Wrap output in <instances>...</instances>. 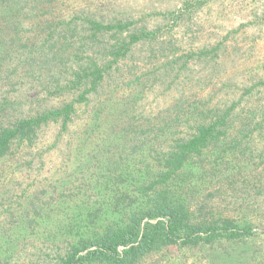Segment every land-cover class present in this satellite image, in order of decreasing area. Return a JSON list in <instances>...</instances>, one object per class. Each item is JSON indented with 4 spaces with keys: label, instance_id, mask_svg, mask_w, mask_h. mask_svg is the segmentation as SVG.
Here are the masks:
<instances>
[{
    "label": "trees",
    "instance_id": "1",
    "mask_svg": "<svg viewBox=\"0 0 264 264\" xmlns=\"http://www.w3.org/2000/svg\"><path fill=\"white\" fill-rule=\"evenodd\" d=\"M54 1L0 0V84L28 66L37 68L31 82L47 77L46 92L72 96L60 107L31 116H20L18 100L0 96V163L13 161L21 148L31 149L48 125L58 124L62 136L77 108L100 97L104 84L122 66L159 64L154 70L165 74L169 69L179 76L195 62L215 70L224 50L221 41L183 53L173 30L184 22L192 7L188 2L182 9L156 13L166 24L148 28L135 20H101L84 10L58 15ZM137 48L146 51L142 61L135 60ZM130 74L132 80L125 86H147V73ZM225 88L226 84L213 87L211 94L195 99L180 95L170 109L143 123L111 125L106 133L112 137L101 138L103 144L81 165L90 177L76 187L77 201L71 189L64 188L54 199L45 200L41 191L24 199L19 208L5 209L10 220L0 223V264L19 262L20 251L10 244L15 237L24 241L49 235L41 247L32 246L34 259L28 264H142L171 248L249 240L254 235L252 220L218 212L208 194L215 187L217 192L225 185L233 187L240 177L249 187L245 175L252 172V138L264 109L258 115L239 108L255 88L264 89V78L245 87L229 105L213 103V96ZM109 99L99 101L90 117L93 124L83 131L87 139L80 141V150L90 139L102 137L99 122H109ZM2 163L0 178L10 174L2 171ZM262 165L258 176L264 175V160ZM251 187L257 191L260 185ZM246 194L241 207L244 201L253 202V192L247 189ZM5 200L13 201L7 194ZM60 208L67 210L64 215H59ZM47 219H57L58 225L52 234L45 229L47 235H41L36 227Z\"/></svg>",
    "mask_w": 264,
    "mask_h": 264
},
{
    "label": "rangeland",
    "instance_id": "2",
    "mask_svg": "<svg viewBox=\"0 0 264 264\" xmlns=\"http://www.w3.org/2000/svg\"><path fill=\"white\" fill-rule=\"evenodd\" d=\"M186 2L191 3L192 7L184 22L174 28L173 37L182 46L183 53L222 41L224 50L215 70L204 66L202 62H195L183 74L175 76L169 69L165 74L158 69L154 70L159 64L151 68L148 63L138 62L143 65L136 69L122 66L120 72L104 84L100 97L93 99L88 107L77 108L74 120L62 136L58 135V124L48 125L41 129L38 140L31 149L21 148L13 161L1 162L2 171L6 175L10 174L0 178V223L5 224L10 220L5 209L8 211V208H19L24 199L34 198L41 191H45L47 200L48 197H58L62 189L69 188L70 194H75L73 197L77 201L79 197L76 195V187L82 184V178L88 180L90 177L81 165L85 159L94 156L93 150L97 149V145L103 144L101 138L109 135L106 131L111 125L127 120L143 123L155 119L161 112L170 109L180 95L187 99L205 97L211 94L213 87L218 89L223 84L227 88L213 96L212 101L229 105L231 101L241 97L245 87L264 78V0H55L52 5L58 15L67 16L84 10L101 20L129 19L152 28L166 24L156 13L182 9ZM135 53V60L138 61H142V57L146 55L145 49L140 48ZM36 72L37 68L31 70L28 66H21L12 76V81L0 84V96L19 101L20 116L36 115L46 109L60 107L72 99L69 94L51 95L46 92L44 85L47 77L40 82H31L30 75ZM131 72H135L137 76L147 73V86L137 90L132 85L125 86L132 80ZM107 97L110 98L108 104L111 115L109 122H99L102 125L99 129L102 137L93 142L90 139L89 144L80 150V141L87 139L83 131L93 124L90 117L94 115L99 101ZM242 107L255 110L260 115L264 109V89L255 88L251 96L241 100L239 109ZM251 146L252 172L245 175L249 187H245L246 184L244 185L243 180L241 182L240 177L236 178L233 187L225 185L220 192L215 187L208 195H212L211 199L218 212L227 216L250 218L255 227L254 235L239 244L222 241L213 246L171 248L144 260L142 264H264V175L258 176L257 173L263 168L264 119L254 132ZM254 183L260 185L257 191L251 187ZM55 187L58 190L54 191ZM247 189L253 192V202L246 204L247 201H244L241 207L238 204L240 199L247 200ZM6 194L13 199L12 202L5 200ZM66 211L62 209L59 215H64ZM57 221L53 219L48 222L47 219L36 227V231L47 235L44 232L46 229L52 234L58 225ZM23 237L24 234L20 235V238ZM45 237L24 241L15 237L10 244L16 251H20L19 262L12 260L11 264H28L29 260L34 259L35 250H31L32 246L36 244V247H41Z\"/></svg>",
    "mask_w": 264,
    "mask_h": 264
}]
</instances>
